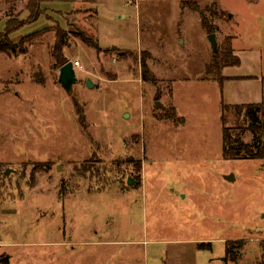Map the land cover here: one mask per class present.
<instances>
[{
	"label": "rangeland",
	"instance_id": "obj_1",
	"mask_svg": "<svg viewBox=\"0 0 264 264\" xmlns=\"http://www.w3.org/2000/svg\"><path fill=\"white\" fill-rule=\"evenodd\" d=\"M29 1L0 0V34L24 25L0 53V264H166L178 240L264 264V160L223 158L222 116L253 136L207 72L211 33L264 62V0Z\"/></svg>",
	"mask_w": 264,
	"mask_h": 264
},
{
	"label": "trees",
	"instance_id": "obj_2",
	"mask_svg": "<svg viewBox=\"0 0 264 264\" xmlns=\"http://www.w3.org/2000/svg\"><path fill=\"white\" fill-rule=\"evenodd\" d=\"M57 0H30L27 4V11L29 12V17H32L34 21H37L41 15V5L53 2ZM12 22V21H11ZM7 23L5 33L0 34V53H14L17 49L16 45L9 42V37L12 33L20 30L24 27L22 23L12 24ZM212 34V33H211ZM60 32L58 37H60ZM60 39V38H59ZM53 59L55 63L62 67L66 64V60L63 59L60 52V43L56 45L53 52ZM239 65V59L233 55V50L231 44L229 43L217 53H214V59L211 65L208 66L207 72L216 74L215 82L218 84L220 89H222V84L224 79L221 76V70L225 67H236ZM222 111L228 110L229 107L222 103ZM234 112L238 115H243L246 127L245 132H249L253 138L251 143H245L239 136L232 135V129L225 126L224 116L221 117L223 124V158L225 160H240V161H256L264 160V126L262 121V105H239L233 106ZM171 113L166 115L169 121L174 124L184 123V120H179L175 117L174 109L171 108ZM237 135V134H236ZM234 243H225V261L230 260L231 262H236L237 251L241 248L236 247ZM199 250H211L210 243H203L197 245ZM240 248V249H238Z\"/></svg>",
	"mask_w": 264,
	"mask_h": 264
},
{
	"label": "crops",
	"instance_id": "obj_3",
	"mask_svg": "<svg viewBox=\"0 0 264 264\" xmlns=\"http://www.w3.org/2000/svg\"><path fill=\"white\" fill-rule=\"evenodd\" d=\"M242 41V37L235 35L231 43L233 55L239 59L236 67H225L221 70L224 79L220 92L223 103L232 106L262 105V121L264 126V62L262 53ZM80 68V67H79ZM220 88V87H219ZM219 241V240H217ZM203 241L178 240L169 242L166 250V264H227L225 261V248L221 256H212L211 244L210 257H205L197 245ZM228 241L221 240V244ZM171 243V244H170ZM188 245V247H183Z\"/></svg>",
	"mask_w": 264,
	"mask_h": 264
},
{
	"label": "water",
	"instance_id": "obj_4",
	"mask_svg": "<svg viewBox=\"0 0 264 264\" xmlns=\"http://www.w3.org/2000/svg\"><path fill=\"white\" fill-rule=\"evenodd\" d=\"M208 39L210 41L213 52L217 53L218 48H217L215 34L208 35ZM58 80L63 90H65L67 94H71L73 90V86L77 83L76 71L74 69L72 62H67L60 68ZM87 84L88 87H92L91 81H88ZM7 174H9V171H7ZM231 178H232L231 176L227 177V180H230ZM128 184L133 185V181L131 179H128ZM136 184L137 183H135L134 185Z\"/></svg>",
	"mask_w": 264,
	"mask_h": 264
},
{
	"label": "built area",
	"instance_id": "obj_5",
	"mask_svg": "<svg viewBox=\"0 0 264 264\" xmlns=\"http://www.w3.org/2000/svg\"><path fill=\"white\" fill-rule=\"evenodd\" d=\"M73 66H74V69H75V68H79V63H78V62H74V63H73Z\"/></svg>",
	"mask_w": 264,
	"mask_h": 264
}]
</instances>
